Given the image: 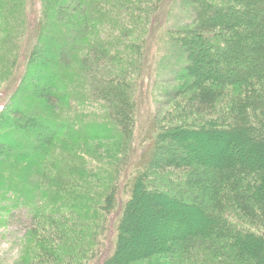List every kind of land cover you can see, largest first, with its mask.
Masks as SVG:
<instances>
[{
  "label": "trees",
  "instance_id": "16d2710c",
  "mask_svg": "<svg viewBox=\"0 0 264 264\" xmlns=\"http://www.w3.org/2000/svg\"><path fill=\"white\" fill-rule=\"evenodd\" d=\"M183 1L192 23L167 31L181 68L118 205L155 22L134 0H0L1 51L35 33L0 75V225L26 220L19 264L82 259L117 208L99 264H264V0Z\"/></svg>",
  "mask_w": 264,
  "mask_h": 264
},
{
  "label": "rangeland",
  "instance_id": "374dc122",
  "mask_svg": "<svg viewBox=\"0 0 264 264\" xmlns=\"http://www.w3.org/2000/svg\"><path fill=\"white\" fill-rule=\"evenodd\" d=\"M137 1L138 0H134V5ZM137 5L138 7L143 8L141 18L144 19L141 21V24L144 25L143 21L152 17L151 19L155 22L157 30L154 39L151 37L153 40L150 38L151 40L148 42V44H150V57L147 60L146 74L142 78V82H144L143 88L138 87L135 95L137 102V116L134 136V155L131 158L130 165L127 166V169H129V176L127 175V170L122 172V174L120 172H118V175H116V173L115 175L112 174L117 178H115V183L117 182L118 187H121L115 195V201L118 205L124 204L128 200L130 188L128 187V184L130 183L132 171L134 169L133 165L141 163L143 154L154 138V133L151 128L152 119L157 113V110L166 106L167 99L165 100L162 98L164 83H168V81L173 82L174 76L181 68L179 62L181 53L176 49L172 50L170 48L172 45L168 42L167 31L172 33L178 29H183L193 21L191 7L189 3L183 0H140ZM132 6L133 1L131 7ZM40 9V6H37L34 9L30 8V10L28 8L27 18L31 21H33V19L35 20V14L39 12ZM26 26H28L27 22ZM24 28L25 26L16 27L14 33H10L7 41L4 40V42L1 43L3 44V50H0V55L6 56L7 59L0 62V75H6V70L10 72V64L13 62V59H11L12 57L17 56L21 52L24 57L30 55L35 45V33L30 34L27 30H24ZM10 83L11 80H8L4 84L2 83V87H9ZM9 96L10 93H7L5 102ZM95 107L96 105H93L89 108L93 114L95 112ZM100 113L101 112H99V114ZM255 141L257 140L255 139ZM124 160L125 158L120 162L123 163ZM131 165L132 167H130ZM106 176L108 177L107 174ZM20 216L21 214L17 213L11 218L7 226L4 227L0 225V264H19L18 261L25 251L27 243L24 237L26 220L21 219L22 216ZM119 218L120 212L118 213L117 208L112 214L111 225L113 228L111 233L106 235V237L102 235V224H100L98 229L92 231L93 234H91L88 245L82 252L83 258L78 259L76 262L73 261L74 263L69 262V264H99L98 258L100 257V251L102 248L106 250V253L112 251L113 242L116 239L115 228L118 227ZM104 221L107 225L106 219ZM96 240L99 241L100 245ZM197 264H201V262ZM206 264L220 263L209 259Z\"/></svg>",
  "mask_w": 264,
  "mask_h": 264
}]
</instances>
